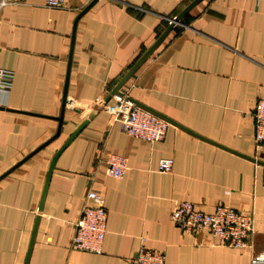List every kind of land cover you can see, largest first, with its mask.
I'll list each match as a JSON object with an SVG mask.
<instances>
[{
    "label": "crops",
    "instance_id": "crops-1",
    "mask_svg": "<svg viewBox=\"0 0 264 264\" xmlns=\"http://www.w3.org/2000/svg\"><path fill=\"white\" fill-rule=\"evenodd\" d=\"M16 0L0 10V67L14 73L0 93V264H130L144 245L164 264H251L264 253V161L255 147L253 109L264 97V0H200L119 88L172 122L161 141L123 133L102 109L50 163L169 20L192 0ZM74 31L73 41L72 34ZM71 61L68 70V57ZM68 75L66 106L57 131ZM109 105L116 104L111 98ZM109 154L125 157L122 178L106 174ZM173 158L170 172L158 162ZM98 192L107 209L101 253L72 249L74 223ZM216 204L251 214L244 248L208 231L183 232L175 203Z\"/></svg>",
    "mask_w": 264,
    "mask_h": 264
},
{
    "label": "built area",
    "instance_id": "built-area-1",
    "mask_svg": "<svg viewBox=\"0 0 264 264\" xmlns=\"http://www.w3.org/2000/svg\"><path fill=\"white\" fill-rule=\"evenodd\" d=\"M16 0H0V10ZM49 7H63L65 0H45ZM12 70L0 67V93H9L13 83ZM116 104L108 102L102 107L119 123L123 133L145 140L149 143L161 141L167 132L170 123L134 104L124 94H114L111 97ZM102 99H97L87 107L88 115L96 109ZM66 106V103H65ZM101 109V110H102ZM255 123L254 143L258 152L264 156V97L258 98L253 109ZM173 158H162L158 162L160 172H170ZM105 172L114 178H122L126 169V159L117 154H109L105 159ZM88 202L80 210L79 217L74 223V233L70 246L72 249L91 253H101L104 235L106 233L107 209L104 198L94 190L86 193ZM169 218L183 232L195 235L206 230L215 237L220 245L244 248L253 230L251 214L240 212L230 206L216 204L211 212H202L188 200L175 203ZM163 251L141 245L130 264H164ZM251 264H264V253L251 259Z\"/></svg>",
    "mask_w": 264,
    "mask_h": 264
},
{
    "label": "water",
    "instance_id": "water-1",
    "mask_svg": "<svg viewBox=\"0 0 264 264\" xmlns=\"http://www.w3.org/2000/svg\"><path fill=\"white\" fill-rule=\"evenodd\" d=\"M200 0H192L190 3H188L184 9H182V11H180V13H178L175 17L171 18L169 20V23L167 25V27L162 31V33L157 37V39L152 43V45L143 53V55H141V57L126 71V73L123 75V77L116 83V85L113 87V89L109 92V94L101 101V103L96 107V109L83 121L82 125L68 138V140L62 145V147L57 151V153L55 154V156L53 157L50 166H49V170H48V174H47V178H46V182L44 185V190H43V194H42V198H41V202H40V206L38 208V212H40L41 210V205H42V201L44 198V194L46 191V188L48 186V182H49V178H50V174L55 162L56 157L58 156V154L60 153V151L74 138V136L80 131V129L88 122V120L98 111H100L102 109V107L111 99L112 95L114 94H123L120 91V87L123 85V83L128 79V77L138 68V66L149 56V54L160 44V42L166 37V35L169 33V31L172 29V27L177 24L180 23V20L182 19V17L189 12V10L199 2ZM96 2V0H92L84 9H82V11H80V13L77 15L75 22H74V28H75V24L76 21L78 20V18L94 3ZM73 36H74V31L72 34V41H73ZM71 50L72 47L70 49V53H69V57H68V70L70 67V61H71ZM67 81H68V75H66V80H65V87H64V93H63V98H62V104H61V110H60V115L58 117H56L57 121H58V127H57V131L56 133L53 135V137H51V139H49L48 141H46L45 143H43L42 145H40L37 149H35L34 151H32L30 154H28L23 160L29 158L31 155H33L35 152H37L39 149H41L42 147H44L45 145H47L51 140H53L55 137L58 136V134L60 133L61 130V124H62V119H63V114H64V109H65V103H66V90H67ZM134 104L142 107L143 109L167 120L168 122H172L170 119H168L167 117H165L164 115H161L160 113L140 104L137 103L135 100L130 99ZM173 123V122H172ZM251 160L256 161L257 163L263 164L264 165V161H261L259 159H255V158H249ZM20 164L17 163V165ZM15 165V166H17ZM14 166V167H15ZM14 167H12L11 169H9L8 171H6L5 173H3L2 175H0V178H2L3 176H5L8 172H10ZM37 222H38V215L36 217L35 220V224H34V228H33V232H32V236L30 239V244H29V249L27 252V257H26V261L25 264L27 263V258L30 252V248L32 246V242L34 239V233L36 230V226H37Z\"/></svg>",
    "mask_w": 264,
    "mask_h": 264
}]
</instances>
